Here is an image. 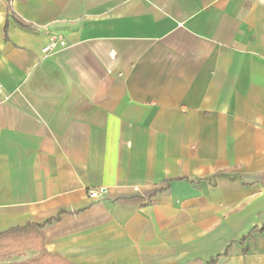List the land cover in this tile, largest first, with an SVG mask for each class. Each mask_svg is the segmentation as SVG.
<instances>
[{
    "label": "crops",
    "instance_id": "1",
    "mask_svg": "<svg viewBox=\"0 0 264 264\" xmlns=\"http://www.w3.org/2000/svg\"><path fill=\"white\" fill-rule=\"evenodd\" d=\"M0 85V232L68 264H264V0H0Z\"/></svg>",
    "mask_w": 264,
    "mask_h": 264
},
{
    "label": "trees",
    "instance_id": "2",
    "mask_svg": "<svg viewBox=\"0 0 264 264\" xmlns=\"http://www.w3.org/2000/svg\"><path fill=\"white\" fill-rule=\"evenodd\" d=\"M8 8V18L12 17L23 27H30L10 7ZM36 227L37 225L34 223H27L24 226H15L0 232V258H2L0 264H68L64 259L44 248ZM29 248H33L36 253L20 260H10L14 254L20 256L23 251Z\"/></svg>",
    "mask_w": 264,
    "mask_h": 264
},
{
    "label": "built area",
    "instance_id": "3",
    "mask_svg": "<svg viewBox=\"0 0 264 264\" xmlns=\"http://www.w3.org/2000/svg\"><path fill=\"white\" fill-rule=\"evenodd\" d=\"M64 45V41L60 38H57V37H51L50 41L48 44H46L43 48H42V51L45 53V54H49L51 51H53L57 45ZM0 92H1V85H0ZM105 189L103 188H100L98 190H90L88 193H89V196L91 197H95V196H98L100 192L104 191Z\"/></svg>",
    "mask_w": 264,
    "mask_h": 264
},
{
    "label": "rangeland",
    "instance_id": "4",
    "mask_svg": "<svg viewBox=\"0 0 264 264\" xmlns=\"http://www.w3.org/2000/svg\"><path fill=\"white\" fill-rule=\"evenodd\" d=\"M31 247H34V245H31ZM36 251L33 248H29L26 249L25 251H23L20 256L17 254H14L10 260H20L29 256H32L33 254H35ZM0 260H2V258H0Z\"/></svg>",
    "mask_w": 264,
    "mask_h": 264
}]
</instances>
